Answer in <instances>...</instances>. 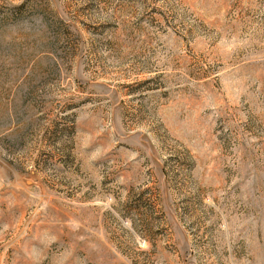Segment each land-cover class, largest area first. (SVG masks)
Listing matches in <instances>:
<instances>
[{
  "label": "rangeland",
  "instance_id": "374dc122",
  "mask_svg": "<svg viewBox=\"0 0 264 264\" xmlns=\"http://www.w3.org/2000/svg\"><path fill=\"white\" fill-rule=\"evenodd\" d=\"M0 264H264V0H0Z\"/></svg>",
  "mask_w": 264,
  "mask_h": 264
}]
</instances>
